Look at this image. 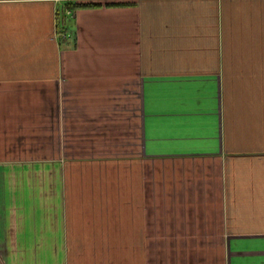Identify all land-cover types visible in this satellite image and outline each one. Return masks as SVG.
Instances as JSON below:
<instances>
[{
  "label": "crops",
  "instance_id": "0c3cea01",
  "mask_svg": "<svg viewBox=\"0 0 264 264\" xmlns=\"http://www.w3.org/2000/svg\"><path fill=\"white\" fill-rule=\"evenodd\" d=\"M0 264H264V0H0Z\"/></svg>",
  "mask_w": 264,
  "mask_h": 264
},
{
  "label": "trees",
  "instance_id": "16d2710c",
  "mask_svg": "<svg viewBox=\"0 0 264 264\" xmlns=\"http://www.w3.org/2000/svg\"><path fill=\"white\" fill-rule=\"evenodd\" d=\"M91 5H93V3H89V2H75V3H71V2H69V3H67L65 6L66 7H64L63 9H61V13H63V15H62V19L64 18V13H65V11H66V9L67 8H69V9H71V8H78V7H85V6H91ZM57 14H58V12H57ZM59 15V14H58Z\"/></svg>",
  "mask_w": 264,
  "mask_h": 264
},
{
  "label": "built area",
  "instance_id": "2783aa9c",
  "mask_svg": "<svg viewBox=\"0 0 264 264\" xmlns=\"http://www.w3.org/2000/svg\"><path fill=\"white\" fill-rule=\"evenodd\" d=\"M71 12H72L71 10H68L66 13L70 15ZM61 35H62V36H65V33H62V32H61Z\"/></svg>",
  "mask_w": 264,
  "mask_h": 264
}]
</instances>
